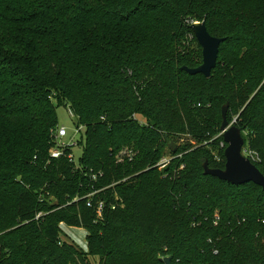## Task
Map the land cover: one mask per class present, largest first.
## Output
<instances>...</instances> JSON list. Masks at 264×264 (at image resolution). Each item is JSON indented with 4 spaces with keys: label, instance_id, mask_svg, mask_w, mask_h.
I'll return each instance as SVG.
<instances>
[{
    "label": "trees",
    "instance_id": "trees-1",
    "mask_svg": "<svg viewBox=\"0 0 264 264\" xmlns=\"http://www.w3.org/2000/svg\"><path fill=\"white\" fill-rule=\"evenodd\" d=\"M197 22L225 39L209 78L181 71ZM225 104L264 175V0H0V264H264V190L203 174ZM61 106L76 164L49 156Z\"/></svg>",
    "mask_w": 264,
    "mask_h": 264
},
{
    "label": "water",
    "instance_id": "water-1",
    "mask_svg": "<svg viewBox=\"0 0 264 264\" xmlns=\"http://www.w3.org/2000/svg\"><path fill=\"white\" fill-rule=\"evenodd\" d=\"M193 36L201 48L202 62L196 68L181 67V71L189 75L201 74L209 78L211 71L216 67L220 44L224 38L211 36L204 22L191 25ZM228 105L221 108V125L219 131L222 133V140L226 144L224 149L225 164L223 169L210 168L208 162L203 163V174L211 176L231 185H242L253 183L264 190V175L249 158L244 157V137L239 128L230 126L227 120ZM164 264H171L169 257L164 258Z\"/></svg>",
    "mask_w": 264,
    "mask_h": 264
},
{
    "label": "built area",
    "instance_id": "built-area-1",
    "mask_svg": "<svg viewBox=\"0 0 264 264\" xmlns=\"http://www.w3.org/2000/svg\"><path fill=\"white\" fill-rule=\"evenodd\" d=\"M68 113H69V116L74 118V114H73V112L70 109H68ZM229 124H230V126L234 125V120H232V122H230ZM80 127H82V126H80ZM80 127H76V129H77L76 132H79V128ZM220 136L222 137V133L221 132H219L218 137H220ZM66 137H67L66 129L64 127H57V129L53 133L54 146L49 150V156H50L51 159H59L60 157L66 155L65 154L66 150H70V153H68L66 155V158L68 159L69 162L76 164L77 161L75 160L74 154H73L72 151H73V148L79 146L78 144H79L80 141L74 142L72 139H70L68 143H64L63 140ZM220 146L224 148V147H226V144H224V142L222 141L220 143ZM248 153H249V157H247V156H244V157L249 158L251 160V162L258 160L255 154H253L251 152H248ZM169 161H170V158L169 157H165V158L161 159V161L156 166L161 169V168L165 167L169 163ZM182 168H183V166L180 167V169H182ZM90 180H96L95 176H92V178H90ZM100 191H102V190H100ZM100 191L99 190L94 191L91 194H88L86 196V199H87L86 205H87V207H89V208H93L94 207L95 212H96V216L98 218H101V216H102V210H103L104 205H105L104 201L101 200V201L97 202L96 205H93L91 198H92V196L94 194L99 193ZM112 209H114V207H112ZM40 215L41 214H38L35 219H38ZM60 226H61L62 232L66 236H68V238L71 241H73V242L75 241L78 244L79 248H81L83 250L85 249L84 251H86L87 244H86V247L83 245L84 246V248H83L82 245L80 244V242L78 241V238L76 236H74L72 234H71V236L68 235L70 233H68L65 230V228H70V227H67L64 224H61ZM84 238H85V243H86V235H84Z\"/></svg>",
    "mask_w": 264,
    "mask_h": 264
},
{
    "label": "rangeland",
    "instance_id": "rangeland-1",
    "mask_svg": "<svg viewBox=\"0 0 264 264\" xmlns=\"http://www.w3.org/2000/svg\"><path fill=\"white\" fill-rule=\"evenodd\" d=\"M188 40H190V39H188ZM185 44H186V41H185ZM191 48H194L193 44H191ZM68 109H69L68 107H63V106L56 108V113H57V117H58V127H64L67 131V137L64 138L63 142L68 143L70 139H72L74 142L81 141V140L84 141V133H85L84 129L82 127H80L79 132H76L77 129H76V124H75V121H76L75 117L73 118V117L69 116ZM136 119L140 123L145 122V120L141 116H136ZM218 135H216V138L218 137ZM245 135L246 134L243 133L244 138H245ZM171 141L178 147H184L186 145H189V146H191V148H196L201 144L200 142L192 139L191 137L187 136L186 134L174 135V136H172ZM72 152L74 154L75 160L77 161V159L80 157V155L82 153V149L80 146H78V147L73 148ZM243 154H244V156L249 157V153L246 151L245 147L243 150ZM168 155H169V151L166 148L164 150V156L168 157ZM65 230L67 231L66 228H65ZM68 231L70 234H73L74 236H76L79 240L85 242L84 235H86V232L84 229L69 228ZM70 234H68V235L71 236ZM75 244L78 246V244L76 242H75ZM82 247L84 248V246H82ZM86 263L87 264H97V258H89V259H87Z\"/></svg>",
    "mask_w": 264,
    "mask_h": 264
},
{
    "label": "crops",
    "instance_id": "crops-1",
    "mask_svg": "<svg viewBox=\"0 0 264 264\" xmlns=\"http://www.w3.org/2000/svg\"><path fill=\"white\" fill-rule=\"evenodd\" d=\"M66 229H67V232L69 233V231H68L69 228H66ZM70 235H71V234H70ZM72 235H73V234H72ZM82 237H83V236H82ZM78 241L80 242V244H81L82 246L84 245V246L86 247V243H85V242H83V241H81V240H79V239H78Z\"/></svg>",
    "mask_w": 264,
    "mask_h": 264
}]
</instances>
